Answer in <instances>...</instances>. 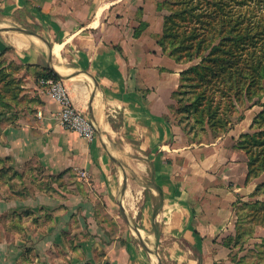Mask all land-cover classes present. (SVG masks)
Here are the masks:
<instances>
[{
	"label": "crops",
	"instance_id": "crops-1",
	"mask_svg": "<svg viewBox=\"0 0 264 264\" xmlns=\"http://www.w3.org/2000/svg\"><path fill=\"white\" fill-rule=\"evenodd\" d=\"M121 1L0 0V20L49 42L52 67L96 128L85 139L48 119L57 105L39 83L50 70L47 45L0 31V54L28 68L24 84L37 99L35 115L24 109L0 123V156L76 175L63 196H0L1 264H157L154 253L162 264L228 263L234 205L253 187L245 163L221 137L182 143L167 115L185 64L162 52L154 29L135 37Z\"/></svg>",
	"mask_w": 264,
	"mask_h": 264
},
{
	"label": "trees",
	"instance_id": "trees-1",
	"mask_svg": "<svg viewBox=\"0 0 264 264\" xmlns=\"http://www.w3.org/2000/svg\"><path fill=\"white\" fill-rule=\"evenodd\" d=\"M161 6L168 13L157 44L175 62L191 63L180 71L172 94L175 103L182 105V129L190 142L204 143L201 137L206 132L216 139L231 127L238 109L262 106L249 126L260 130L241 134L237 146L248 156V183L264 173V0H163ZM139 35L134 28V36ZM41 78L59 79L52 70ZM263 194L264 182L251 196ZM241 204L248 213L244 220L264 223V200ZM237 218L236 233L242 237L246 233L239 229L243 219L238 213ZM246 235L250 237V232ZM230 239L224 240L228 248ZM260 262L264 264V248L259 252Z\"/></svg>",
	"mask_w": 264,
	"mask_h": 264
},
{
	"label": "rangeland",
	"instance_id": "rangeland-1",
	"mask_svg": "<svg viewBox=\"0 0 264 264\" xmlns=\"http://www.w3.org/2000/svg\"><path fill=\"white\" fill-rule=\"evenodd\" d=\"M162 1L163 0H122L120 3L124 2L123 11L128 12L130 24L134 26L140 35L144 33L153 35L152 30L154 29L158 32L156 35L154 34L155 38H157V35L162 30L163 17L168 13L167 10L161 6ZM0 25L16 26L12 24V22L3 20H0ZM190 65L191 63L185 64L183 69ZM22 68L23 67L18 65L13 59H8V57L3 54L0 55V123H5L9 118H18V115H21L19 113L24 112V109L29 114L35 115L36 109L34 105L37 103V99L36 97H31L30 99L28 94L29 87H26L24 84L26 80L25 73L30 75V71L28 68H25V71ZM262 102H264V98ZM171 105L172 109L169 110L167 119L171 125L175 126L178 130V135L181 136L182 143H192L190 142V135L186 134L182 129V127L185 126L182 119V105L175 103L174 100ZM261 110L262 106L260 105L238 109L233 117L234 121L231 127L224 133L219 134L216 139L221 137V142H223L225 149H237L240 140L239 136L241 134L247 132L253 133L260 130L257 128L251 129L249 126ZM239 116H243V118L240 120ZM216 139L213 138V134L210 132H206L201 137L204 143H210ZM238 151H240V160L245 163L244 170L247 176L248 156L243 150ZM66 173L67 172L48 174L34 162H28L21 167L9 157L0 156V196L3 198L25 199L27 196H34L41 191L50 193L51 195L59 193L63 196L60 190H69L68 187L72 186L76 181V175L74 173ZM250 182L253 185L251 193L246 200L238 199L239 204H236L238 211L235 210L233 233L226 235V237H231L227 264H262L261 262L259 263V252L264 248L262 247L264 245V223L249 224L247 219H245V221L244 217L248 214L246 212L247 208H242L240 202H252L256 198L264 200V194L259 197L255 195L251 196L257 185L264 182V173L253 178ZM56 187H58V189H56ZM237 213L238 215L240 214L243 219L239 223V229L245 230L246 232L242 237H238L236 233ZM2 219H7V216L0 217V222H4ZM249 232L250 237H247L246 234ZM243 239L244 241L241 243Z\"/></svg>",
	"mask_w": 264,
	"mask_h": 264
},
{
	"label": "built area",
	"instance_id": "built-area-1",
	"mask_svg": "<svg viewBox=\"0 0 264 264\" xmlns=\"http://www.w3.org/2000/svg\"><path fill=\"white\" fill-rule=\"evenodd\" d=\"M39 83L46 86L49 96L57 105L55 110L49 112L48 119L82 138L92 139L95 136V125L84 112L74 106L64 82L61 79L41 78ZM36 114L39 118L44 117L41 110Z\"/></svg>",
	"mask_w": 264,
	"mask_h": 264
},
{
	"label": "water",
	"instance_id": "water-1",
	"mask_svg": "<svg viewBox=\"0 0 264 264\" xmlns=\"http://www.w3.org/2000/svg\"><path fill=\"white\" fill-rule=\"evenodd\" d=\"M8 30H14V31H20V32H23V33H26V34H30V35H33L35 37H37L38 39L42 40L48 47L49 49V53H50V56H49V59H48V63H47V67L52 70L53 72H55L59 79L63 80V79H66L65 76H63L62 74H60L59 72H57L51 65V46L49 44V42L43 37L41 36L40 34L34 32V31H31V30H28L26 28H23V27H19V26H7V27H3V28H0V31H8ZM91 119V117H89ZM118 164L119 162L116 161ZM125 189H126V174L123 172V185H122V189H121V196L124 195V192H125ZM120 211H121V214L123 215L125 221L127 222V224L130 226V228L134 231V233L137 235V237L139 238L140 240V243L142 244V246L149 252V253H152V251L148 248L147 244L144 242L138 228H136L129 220L125 210H124V207L122 205V203H120ZM157 257V264H162L161 261H160V258L158 257V255L156 253H154Z\"/></svg>",
	"mask_w": 264,
	"mask_h": 264
}]
</instances>
